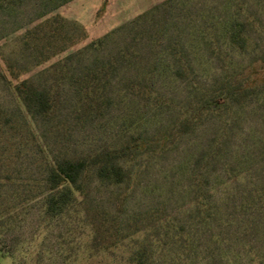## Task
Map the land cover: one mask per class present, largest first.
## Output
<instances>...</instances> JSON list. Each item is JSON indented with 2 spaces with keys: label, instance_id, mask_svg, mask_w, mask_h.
<instances>
[{
  "label": "rangeland",
  "instance_id": "1",
  "mask_svg": "<svg viewBox=\"0 0 264 264\" xmlns=\"http://www.w3.org/2000/svg\"><path fill=\"white\" fill-rule=\"evenodd\" d=\"M93 65L81 104L72 78ZM263 70L264 0H0V264H264V84L159 144ZM24 79L57 89L50 120ZM123 147V182L89 172L47 211L54 161Z\"/></svg>",
  "mask_w": 264,
  "mask_h": 264
},
{
  "label": "trees",
  "instance_id": "2",
  "mask_svg": "<svg viewBox=\"0 0 264 264\" xmlns=\"http://www.w3.org/2000/svg\"><path fill=\"white\" fill-rule=\"evenodd\" d=\"M59 18L55 17L54 22H59ZM56 31V30H55ZM87 35L81 37L86 39ZM230 43L237 48L243 49L246 46V38L244 27L242 24L237 29L231 31ZM104 40L97 39L91 42L89 46L100 44ZM103 66V65H102ZM107 71V68H98V66H90L77 78H72V82L77 88V93L80 97L79 102L82 104L86 98H93L95 88H98L102 79V71ZM254 75V74H253ZM251 79H247L245 83H241L239 87H234L226 91L229 97H218L214 94L208 95L204 99L194 103L190 109L189 116L176 128V134L173 130L169 133H164L160 137L159 144L161 148L170 146L175 141L179 140L187 131V128H193L206 117L213 107H222L229 100H233L234 94L243 97L244 87L254 86L256 83L264 84V70L257 71ZM243 90V91H242ZM14 91L22 100L24 106L36 117L41 120H50L58 110L57 89L54 87L40 88L29 79L18 81L14 85ZM222 93V92H220ZM222 100V101H220ZM138 146V145H137ZM129 147L120 149H106L98 153L82 156V157H64L54 161V165L49 170L46 176V185L50 191L47 197L46 208L49 213L63 208L68 200L72 198L73 193L80 192L82 180L89 172H94L96 177L102 182L121 183L125 178V171L119 164ZM130 236L125 233L120 239H126ZM141 260V259H140ZM141 262V261H140Z\"/></svg>",
  "mask_w": 264,
  "mask_h": 264
}]
</instances>
